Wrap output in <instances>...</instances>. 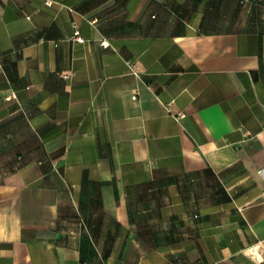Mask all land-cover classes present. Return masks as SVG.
<instances>
[{
  "label": "crops",
  "instance_id": "obj_1",
  "mask_svg": "<svg viewBox=\"0 0 264 264\" xmlns=\"http://www.w3.org/2000/svg\"><path fill=\"white\" fill-rule=\"evenodd\" d=\"M0 264H264V0H0Z\"/></svg>",
  "mask_w": 264,
  "mask_h": 264
},
{
  "label": "built area",
  "instance_id": "obj_2",
  "mask_svg": "<svg viewBox=\"0 0 264 264\" xmlns=\"http://www.w3.org/2000/svg\"><path fill=\"white\" fill-rule=\"evenodd\" d=\"M74 35L77 42L83 43V39L80 37L79 32L76 31ZM64 77L66 78L67 75ZM133 99H136V95L133 96ZM259 246H260L259 243L254 244L252 247L249 248V250L246 253L253 256L256 252H258Z\"/></svg>",
  "mask_w": 264,
  "mask_h": 264
}]
</instances>
